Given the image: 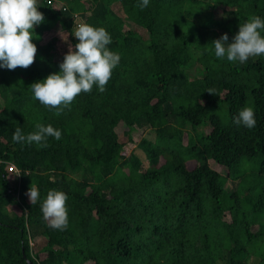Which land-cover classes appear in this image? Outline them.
I'll list each match as a JSON object with an SVG mask.
<instances>
[{"label":"trees","instance_id":"1","mask_svg":"<svg viewBox=\"0 0 264 264\" xmlns=\"http://www.w3.org/2000/svg\"><path fill=\"white\" fill-rule=\"evenodd\" d=\"M138 2L37 0L45 20L34 64L0 68V264H264V55L230 62L211 44L264 20V0ZM81 23L104 28L121 59L105 92L94 85L57 116L29 87L61 71ZM244 107L255 113L251 130L234 122ZM37 125L62 138L13 142L17 127L27 136ZM136 129L144 161L123 154ZM50 190L68 197L65 230L44 220Z\"/></svg>","mask_w":264,"mask_h":264},{"label":"clouds","instance_id":"2","mask_svg":"<svg viewBox=\"0 0 264 264\" xmlns=\"http://www.w3.org/2000/svg\"><path fill=\"white\" fill-rule=\"evenodd\" d=\"M149 0H139L137 7L143 10L148 7ZM45 17L37 8V0H0V68L15 70L28 69L36 60L37 46L33 41L36 26L42 24ZM258 30H264V20L253 16L248 22L239 25L238 33L229 42L228 34L214 40L215 56L230 62H247L250 57L264 55V37ZM62 39L67 42L63 31ZM79 43L74 47L69 44V51L59 65L58 74L49 75L42 82L33 83L29 88L34 99L50 111L60 115L81 93H90L96 85L101 93L106 91V85L111 79L113 69L120 56L108 49L111 37L104 28H95L88 24H75L73 32ZM208 93L212 94L211 91ZM240 126L253 129L256 126L255 113L252 108L244 107L234 119ZM48 137L57 141L62 138L60 130L53 126L37 125V131L22 134L17 127L13 133V142L29 145L35 143L40 147H48ZM31 204H35L40 196L38 189L31 184L26 193ZM65 193L50 190L41 205L44 220L52 229L65 230L68 227V212Z\"/></svg>","mask_w":264,"mask_h":264},{"label":"rangeland","instance_id":"3","mask_svg":"<svg viewBox=\"0 0 264 264\" xmlns=\"http://www.w3.org/2000/svg\"><path fill=\"white\" fill-rule=\"evenodd\" d=\"M115 11L117 13L118 12V9L115 8ZM80 19H77L76 22L80 23ZM130 27H132L133 29H135L138 33H140V35H142L143 37H146V33L144 30H142L140 27L138 26H133L131 25ZM54 35H59V32H51L48 37H45V39L49 38L50 36H54ZM189 75L190 76H194L195 75V72L194 71H190L189 72ZM203 131H207L206 128H199L198 129V132H203ZM143 135V131L142 130H139V129H136L132 132L131 136H132V141L131 142H128V140L126 139H123L122 143H123V154L125 156H129L131 154H134L136 155L137 157H139L142 161H144V155L142 154V152L136 147L137 143L140 141L141 137ZM210 166L213 170L215 171H218L221 173L222 169L217 166L216 164H214L212 161L210 162ZM9 182H10V186L12 187H17V182H18V176L16 174H11L9 176ZM232 184L230 181H228L226 183V188H231ZM45 244V239L44 238H37L35 241H33L31 243L32 245V251L33 253L37 252L43 245ZM252 261L254 263L257 262V259H252Z\"/></svg>","mask_w":264,"mask_h":264},{"label":"built area","instance_id":"4","mask_svg":"<svg viewBox=\"0 0 264 264\" xmlns=\"http://www.w3.org/2000/svg\"><path fill=\"white\" fill-rule=\"evenodd\" d=\"M7 170L10 172V173H13V174H19L18 173V170L16 169V167L14 166V165H12V164H9L8 166H7Z\"/></svg>","mask_w":264,"mask_h":264},{"label":"water","instance_id":"5","mask_svg":"<svg viewBox=\"0 0 264 264\" xmlns=\"http://www.w3.org/2000/svg\"><path fill=\"white\" fill-rule=\"evenodd\" d=\"M29 264H31V263L29 262Z\"/></svg>","mask_w":264,"mask_h":264}]
</instances>
